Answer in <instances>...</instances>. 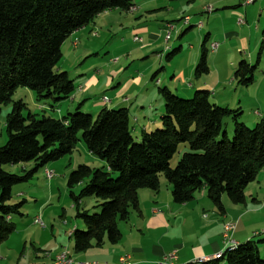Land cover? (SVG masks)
I'll return each instance as SVG.
<instances>
[{
    "label": "trees",
    "instance_id": "1",
    "mask_svg": "<svg viewBox=\"0 0 264 264\" xmlns=\"http://www.w3.org/2000/svg\"><path fill=\"white\" fill-rule=\"evenodd\" d=\"M133 2L0 0V107L12 102L11 96L19 87L33 93L36 102L50 101L51 109L69 99L76 89L74 82L68 73L55 69L62 56L61 46L105 12L132 11ZM206 52L203 44L194 69L196 78L209 73ZM173 56L174 52L166 58ZM256 70L257 64L240 61L234 78L248 87L254 82ZM157 94L163 102L161 128L142 132L139 142L132 136L126 108H102L93 118L82 112L81 103L66 116L53 119L32 113L23 116L25 104L12 102L5 119L7 140L0 147V243L15 229L11 216H21L26 203L10 204L12 188L28 183L39 169L70 154L79 141L105 168L80 165L67 176L75 218L83 226L71 234L75 252L118 243V224L127 222L130 214L138 211V191L158 192L160 175L171 185L175 205L190 202L200 190L219 212L223 211L221 197L225 194L232 204H243L246 187L264 170V112L249 128L240 122V109L217 107L207 91H195L185 99L159 86ZM227 118L234 125L231 139L224 124ZM184 144L189 151L171 168L170 161ZM25 163H32L33 169L22 171L20 176L2 169L4 165ZM76 186H81L78 194L72 192ZM86 198L100 202L98 214L80 210ZM261 234L263 239L253 240ZM254 237L227 247L218 259L206 264L221 260L225 264H264V248L260 250L264 247V232Z\"/></svg>",
    "mask_w": 264,
    "mask_h": 264
},
{
    "label": "crops",
    "instance_id": "2",
    "mask_svg": "<svg viewBox=\"0 0 264 264\" xmlns=\"http://www.w3.org/2000/svg\"><path fill=\"white\" fill-rule=\"evenodd\" d=\"M245 1L134 0L132 11L105 12L97 16L89 25L74 32L69 37L70 45L75 50L81 46L82 40H86V44L89 43L90 36L99 38L103 31L110 34L114 27V19H120L117 26L122 30L139 22V24L155 23L156 26H160L156 34H150L149 30L145 29L142 30L140 36L142 34L146 39L134 34L131 41H128V43L138 46L136 42L133 43V38H140V48H135L134 51L142 53L143 49H146L147 54H154L157 57L155 59L157 62H148L140 69L143 72L140 78L143 80L147 75H151L156 66H159L162 71L172 67L180 76L179 80L186 82L181 84L183 86L180 95L176 93L177 96L185 99L191 98L197 89L207 91L212 98L226 97L231 90L227 86L235 85L234 71L238 63L246 61L249 65L257 64L255 77L258 78V81L254 78V82L251 84L252 89L243 97L246 100L247 108L252 110L251 122L255 124L264 112V0H253L249 5H246ZM206 7H211L212 12H205ZM129 16L139 20L135 23L124 24L123 21H128ZM184 18H189L188 26H183ZM199 24L200 28H198ZM168 26L174 27L170 35H167ZM195 26H197L196 32H193L192 29ZM98 29L101 33L96 36V33L93 32ZM176 43L179 44L178 47H176ZM203 44L207 51L209 73L202 76V82H199L195 90L190 78L198 63ZM212 45H215V48ZM185 46L188 48L184 56L176 59L177 55H182ZM122 47L127 46L123 45ZM170 52H174L175 56L166 58L165 56ZM163 54L165 55L163 56ZM165 58L170 62V65L163 64ZM70 68H74V64ZM174 76L172 73L170 78ZM152 78H155V72L150 77V79ZM163 80V76L161 79L156 78L155 87L165 86L166 81ZM84 86L83 89L78 86L82 89L81 91L74 93L63 104H58V106L63 105L60 111L57 110L59 114L63 111L66 112L62 117L71 113L81 103L80 109L82 110L83 102L87 100L88 96V86L85 82ZM147 86L149 85H137L136 91L130 93L131 98L134 99L125 97V95L119 96L120 91L118 90L111 94L109 103L101 102L102 108H127L135 133L147 132L159 123L158 118L150 114L155 109L156 103L159 102V96L157 90L152 86ZM167 88L173 92L170 87ZM176 88V92L179 93V85ZM233 98L229 99L228 103H233ZM81 99L82 101L78 102ZM124 99H128V101L124 102ZM211 102L214 104L213 100ZM237 103L234 109H240L242 113L241 106L246 105L242 104L241 98H238ZM127 104L129 108L126 106ZM108 105L111 107H107ZM143 108H148V110L145 112ZM138 109L143 111L137 113ZM242 118L243 115H241ZM53 167L51 165L43 170L53 171ZM68 172H64L62 178H67ZM166 191V193H162L161 191L140 190L138 192V211L132 212L127 222L118 224L121 232L118 243L91 247L80 253L74 251L71 239L75 224L70 225L62 217L59 223L52 219L53 223L45 225L42 222L45 211L42 210L41 214L34 216L33 220H41L43 227L33 221L32 225L15 228L8 238L0 243V264H51L62 252L68 254L72 264L93 261L99 264H116L120 257H128L127 261L130 264H156L163 255L170 252H175L178 264H188L196 253L204 257L214 256L221 254L226 249L222 240V225L228 220L233 222L236 220L233 231L236 243H241L245 238H249L250 233L242 236L238 231L240 228L245 229L246 224L253 218L261 220L259 223L264 225V217L262 215L256 217L257 212L260 213L258 207L257 209L245 206L240 211L235 208L234 204H227L221 198L224 209L219 212L222 217L218 218L217 214L213 212L214 208L204 190L195 194L190 202L183 205H175L171 200L169 188H166ZM242 211L246 215L250 214V218L246 222H241L245 217ZM207 213L208 217H206ZM248 228L250 227L248 226ZM183 229L196 235L191 236L194 237L191 242L186 241V237L183 236L180 242L174 244L172 232H182ZM255 232L253 236L260 234ZM260 232H264V227H260Z\"/></svg>",
    "mask_w": 264,
    "mask_h": 264
},
{
    "label": "rangeland",
    "instance_id": "3",
    "mask_svg": "<svg viewBox=\"0 0 264 264\" xmlns=\"http://www.w3.org/2000/svg\"><path fill=\"white\" fill-rule=\"evenodd\" d=\"M139 19H133L132 17H128V21H123L124 24L128 23H135ZM120 22V19H114L113 25L114 27L108 30H111L110 34L102 33L101 37L99 38H92L90 36V39L88 40L89 43L86 44V40H82L81 46L76 48L75 50L70 45V38H68L65 41V44L61 46V59L59 63L56 65L55 69L58 72H66L68 73L69 77L73 80L74 85L76 87L73 94L78 93L81 91L85 86L84 82L87 84V100L83 102V108L82 112L86 115H90L93 118H95L100 111V109L103 107L102 99L106 98L107 100L111 99V94L120 91V95H125V97L131 98L130 93L136 91L137 85H149L147 87L152 86L155 90L157 88L154 85V82L156 78L161 79V76H163V81H166L164 85L166 87H170V89L173 91L174 95L179 94L180 90L182 88L183 80L180 76L176 73V71L172 67H168V69L165 71H162V69L159 66H156L155 68V78L153 81H151L150 77L151 75H147L145 79H141L142 76V69L146 63H150L151 61L157 62L155 60L157 57L154 54H147V50L143 49L142 53H138L137 51H134L135 48H140L141 43L136 44L138 46H134L128 41H131V38L134 34L139 35L142 32V30L148 29L149 33L156 34L157 30L160 29V26H156L155 23H137L136 25H132L128 28H125V30H122V28H119L117 24ZM146 23V22H145ZM116 26V27H115ZM195 26L192 31L196 32ZM96 33V36L101 33L100 29L95 30L93 32ZM141 38H145L144 36H140ZM146 39V38H145ZM124 41V42H123ZM135 43V42H133ZM179 43V42H177ZM176 43V47L179 46V44ZM87 45V47H86ZM126 45L127 47L123 48L122 46ZM76 47V46H75ZM187 46L183 47V53L182 55L179 54L176 59H180L184 56ZM86 49V50H85ZM171 53V52H170ZM165 54H163L164 56ZM166 57V56H165ZM174 58V60H175ZM74 64V68H70ZM164 65H170V62L167 61L165 58L163 60ZM176 68V67H175ZM174 74L175 76L173 78H170L171 74ZM258 74V73H257ZM256 74V75H257ZM203 77L196 78L193 76L190 78L191 84L194 85V89H197V85L199 82L201 83ZM256 81H258V78L255 77ZM179 85V93L176 92V87ZM78 86H81L82 89L78 88ZM146 87V88H147ZM227 88L231 89L229 91L228 96H217L215 98H212L209 96L210 100L214 102V105L217 107H225V108H231L234 109L236 107L238 98H241V102L243 105H246V100L243 99L245 95H247L248 91L252 89V86L249 85L248 87H244L242 85H239L237 81H235V85L227 86ZM196 91H205V90H196ZM183 95V94H182ZM124 97V96H123ZM234 97V98H233ZM71 98V97H70ZM159 102L156 103L155 109L151 111L152 116H156L158 118L159 123L156 127L151 128L147 132H153L156 129L161 128V123L159 120V114L163 113V102L161 101L160 97ZM234 99L233 103L229 102V99ZM134 99V98H131ZM224 99V100H223ZM12 102L22 101L25 104L26 109L23 110L22 114L23 116H26L27 113H32L37 115L38 118H40L41 115H45L48 117H51L53 119H60L63 115L66 114V112H62L59 114L57 110H61L63 108L62 106H54L53 109H50L51 106L50 101H41L36 102V98L28 89L25 88H17L13 95L11 96ZM82 99L78 102H81ZM12 102H9L8 104L2 105L0 107V147H2L7 138H6V132H5V119L6 115L10 112ZM66 101H63L61 104H63ZM76 102V103H78ZM133 103V102H132ZM155 104V103H154ZM53 106V105H52ZM129 108V105H126ZM107 107H111L108 105ZM127 109V108H126ZM241 109H243L241 115H243V118L240 119V122L243 123L245 126L249 128L254 127V123H252V110L247 108L246 106H241ZM145 112L148 110V108H143ZM142 109H138L136 111L139 113V111H143ZM251 113V114H249ZM225 129L227 131L228 137L231 139L233 136V121L231 118H227L224 120ZM132 136L135 140V142L140 141L141 134H137L134 131L131 132ZM189 148L186 144L180 145L178 148L177 153L173 156L172 160L170 161V167L174 168L178 161L180 160L183 153L188 152ZM53 165L54 167V178L50 181H47L44 176V168ZM80 165H86L90 168H96V169H104L105 164L92 157L86 150L84 144L82 141H79L74 149L71 151L70 154L63 156L62 158L58 159L57 161L51 162L47 164L44 168H41L37 171V173L34 174L33 179L29 181L28 183H22L15 185L12 188V199L10 201V204H17L21 201H25L26 203L21 209V216L12 215L11 221L15 224V228L20 226H26L28 224L35 223V220H33L34 216L40 215L41 211H45V216L42 222L46 225L48 223H53L52 219H55L57 223H59V220L63 219L70 223V225L75 224V228L83 229V226L79 220L75 218L76 211L73 207V202L69 197L70 190L67 188V178H62V175L64 172H68V174L76 170V168ZM3 171L8 174H14V175H22V171H30L33 169L32 163H25V164H17V165H4ZM68 176V175H67ZM87 182V181H85ZM50 185V186H49ZM81 186H76L72 189V192L74 194H78V191L80 190ZM166 188H169V193L172 200V194H171V185L168 183V181L164 178V176H159V190L162 193H166ZM145 190V189H144ZM140 191V190H139ZM138 191V192H139ZM201 191V190H200ZM197 191L195 194H197ZM193 195V198L195 196ZM245 201L243 204L235 205V208H238V210H242L246 207L248 208H259L260 213L259 215H262L264 217V170L259 172L256 175L255 180L250 183L245 191H244ZM207 197V196H206ZM221 198H223L227 204H232L229 200L228 196L225 194ZM209 200V199H208ZM210 201V200H209ZM139 202V200H138ZM210 203L213 206V212L217 214L218 218H221L222 216L219 213V210L215 205L210 201ZM100 202L96 199L92 198H86L82 200V203L80 204V210L81 211H88L90 214H98L100 212V208H98V205ZM222 208L224 209L223 202L221 201ZM257 208V209H258ZM243 215L245 217L242 219L241 222L247 221L250 218V214H245L244 211ZM130 217V216H129ZM206 217H208V213L206 214ZM261 220L253 218L252 221L248 222L246 224L245 229H241L238 231V233L242 236H245L249 234V238H245V240L241 243H245L248 239L254 237L253 233H256L255 231L259 233L260 227H264V225L260 224ZM123 223V222H120ZM234 224L236 223V220L234 222L232 220H228L225 224ZM248 226L250 228H248ZM260 226V227H259ZM74 228V229H75ZM73 229V230H74ZM185 229H188L185 227ZM183 229L182 232L176 233L175 231L172 232L173 235V243L177 244L180 242V239L185 236V240L191 242L194 237H191L196 235L195 233H191L190 231H187ZM235 230V228H234ZM233 230V231H234ZM185 234V235H184ZM234 232L232 233L231 239L233 241H237L236 238H234ZM237 237V236H236ZM263 239V235L256 236L253 238L254 241ZM190 244V243H189ZM264 247H261L260 250L262 251ZM202 252V251H200ZM218 255V254H217ZM262 257L264 258V254L261 252ZM209 257V256H206ZM204 258V256L199 255L196 253L193 260L189 262L188 264H199L196 263L197 260ZM178 264V261H176ZM127 264H130L129 261ZM210 264H225L224 261H218L213 262Z\"/></svg>",
    "mask_w": 264,
    "mask_h": 264
},
{
    "label": "built area",
    "instance_id": "4",
    "mask_svg": "<svg viewBox=\"0 0 264 264\" xmlns=\"http://www.w3.org/2000/svg\"><path fill=\"white\" fill-rule=\"evenodd\" d=\"M245 4L249 5L250 0H246ZM205 12H207V13L212 12V8L206 7ZM182 22H183V25L188 24L189 18H184ZM200 27H201V25L199 24L198 28H200ZM173 28H174L173 26H168L167 35H170V32L173 30ZM133 41L140 43L141 39L138 37H134ZM212 47L215 48V45H212ZM102 101L103 102H109V100H107L106 98H103ZM124 101H126V100H124ZM44 176H45L47 181H50L54 178V172L47 169V175H44ZM35 223H37L40 227H43V223L41 222V220L36 219ZM233 230H234V224L228 223V224H225L223 226L222 240L224 241L225 246L233 245L234 243H236L235 241H233L231 239ZM204 258H206V257H204ZM204 258H202V259H204ZM127 260H128V257H120L116 264H127V262H128ZM200 260L201 259L197 260L196 263H198ZM176 261H177V256H176L175 252H170L166 255H163L162 258L158 262H156V264H177ZM51 264H72V261L67 259V255L65 253V254L58 255ZM80 264H99V263L93 261V262H86V263H80ZM104 264H106V263H104Z\"/></svg>",
    "mask_w": 264,
    "mask_h": 264
},
{
    "label": "bare ground",
    "instance_id": "5",
    "mask_svg": "<svg viewBox=\"0 0 264 264\" xmlns=\"http://www.w3.org/2000/svg\"><path fill=\"white\" fill-rule=\"evenodd\" d=\"M252 2H253V0H250V4H251ZM188 25H189V23H188V24H185V25H183V26H188ZM79 90H80V89H79ZM104 103H109V102H104ZM44 175H47V169L44 170ZM236 244H237V243H234L233 245H228V246H226V248H227V247H230V246H235ZM65 253H66V252H62L61 254H65ZM66 255H67V259H69L70 261H72L71 258L68 256L67 253H66ZM220 255H221V254L206 257V258H204V259H201L198 263H199V264H206V263H208V262H210V261H213V260L218 259V258L220 257Z\"/></svg>",
    "mask_w": 264,
    "mask_h": 264
}]
</instances>
